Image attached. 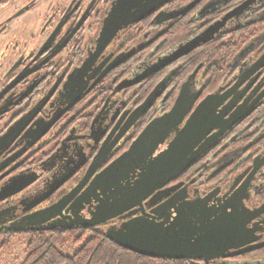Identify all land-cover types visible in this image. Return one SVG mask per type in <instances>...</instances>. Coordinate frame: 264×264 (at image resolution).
<instances>
[{
    "label": "flooded vegetation",
    "instance_id": "obj_1",
    "mask_svg": "<svg viewBox=\"0 0 264 264\" xmlns=\"http://www.w3.org/2000/svg\"><path fill=\"white\" fill-rule=\"evenodd\" d=\"M246 1L1 0L0 238L27 236L39 230L85 227L76 224L89 217L87 209H82L83 204L77 201L80 193H74L64 202L61 199L85 177L92 159L108 135L116 130L111 139L113 143L117 135L129 126L132 113L152 92L141 101L146 80L163 71H166L163 79L170 75L162 95L130 126L96 174L126 152L153 119L171 110L182 85L186 83L178 88L172 107L166 109L164 104L175 91V88L169 87L179 71V60L142 78L153 65L184 44L162 51V36L179 19L189 18V22L196 23L191 38L194 39ZM263 12L264 0H257L240 17L230 19L215 38L238 28L239 20L244 24L262 20L256 17ZM107 18H114V24L119 26L127 21L133 23L119 30L115 40L99 56L97 44ZM143 30L147 31L140 35ZM136 37L138 40H135ZM262 37L253 40L237 55L233 65L235 73L218 91L206 94L202 81L197 76L191 79L192 94L201 92V95L179 126L181 131L201 101L210 95L217 96L208 101L207 110L192 123L189 138L194 139L190 145L197 142L194 150L200 156L194 165L143 201V209L147 212L151 211L152 207L148 204L152 197L155 201L161 195L168 197L154 206L157 207L166 200L184 197V188H187L190 200L194 201L208 195L220 199L225 195L230 197L239 187H245L249 198L244 203L248 208L256 210L264 204V164L261 160L264 159V148L256 147L264 137V118L259 120L262 115L257 114L264 107V68L254 74L245 73L264 55ZM247 48L249 50L242 55ZM134 61L139 63L127 76L126 71ZM110 66L113 69L106 71ZM128 80L139 82L120 90L129 84ZM228 93L229 98L226 97ZM245 122L247 125L240 128ZM219 129L226 131L217 135ZM234 130L239 131L234 133ZM242 134L253 139L245 148L234 150L230 145ZM175 135L172 134L156 150L153 160L161 157L175 140ZM97 139L100 140L98 144L95 142ZM83 153L86 155L85 165L50 198L31 208L35 197L44 193L55 178L70 173L82 163ZM256 160L259 169L254 172ZM178 162L180 165L184 163L183 156ZM219 174L222 175L218 177ZM11 188L19 190L16 194L5 196ZM215 198L210 206L216 204ZM132 203L129 196L122 198L115 210L128 208L123 215L134 213L139 207L129 208ZM70 207L75 210L74 213L69 210ZM49 208L52 212L45 213ZM140 215L141 212H138L134 216ZM127 219L117 217L94 229L101 228L106 232L111 226L119 227ZM169 220H173V215ZM253 226L259 230L256 236L261 238L256 244L262 248L264 213L249 225ZM253 264H264V261Z\"/></svg>",
    "mask_w": 264,
    "mask_h": 264
},
{
    "label": "water",
    "instance_id": "obj_2",
    "mask_svg": "<svg viewBox=\"0 0 264 264\" xmlns=\"http://www.w3.org/2000/svg\"><path fill=\"white\" fill-rule=\"evenodd\" d=\"M256 1H246L234 11L229 12L218 23L208 27L201 35L184 42L172 54L163 57L150 70H147L142 78L174 64V62L196 50L201 43H207L208 40L218 36L219 32L230 22V19L240 17ZM114 18H107L104 22L97 44L99 56L115 40V35L119 30L129 27L133 23V21H127L119 26L114 24ZM248 50L249 48L243 51L242 55ZM262 68H264V55L255 61L245 73L254 74ZM110 69H113V67L110 66L106 71ZM195 76L196 74L188 78L186 83L182 85L174 106L169 112L153 119L144 127L142 133L126 152L112 161L107 168L96 174L130 126L140 118L141 114L150 109L154 101L162 95L163 88L170 75L163 79L152 90L150 96L141 104V107L132 113L129 126L122 134L117 135L118 138L113 143H111V139L116 130L103 141L104 143L101 144L97 154L92 159L85 177L75 189L61 199L63 201L76 192V194L80 193L77 201L79 204H83L82 209H87L89 217L84 221L77 222V225L95 228L117 217L120 219L129 218L123 221V224L119 227L111 226V228H108L105 232L106 237L135 254L157 259L200 260L203 264H209L212 261L240 257V255L261 248L256 244L261 238L256 236L259 230L254 226L249 227V225L264 213V204L256 210L248 208L244 203L249 198V193H247L245 187H239L230 197L225 195L224 198L220 199L208 195L203 199L194 201L190 200L188 190L184 188V197H179L178 200H176V197L166 200L157 207L154 206L168 197L161 195L156 201L152 197L148 204L149 207H152L151 211L147 212L146 209H143V201L150 194L166 187L168 182L194 165L197 162L196 159L200 156V153L194 150L197 142L195 141L194 144L190 145L194 139L190 140L189 138L193 130L192 123L196 117L207 110L208 101L217 96L210 95V97L201 101L199 106L190 114L191 116L181 131L179 126L186 120L194 103L201 95V92H198V94H192L193 92H191V79ZM128 81H130L128 85H124L119 89L139 82V80ZM229 95L228 93L226 97L229 98ZM225 131V129H219L217 135H222ZM172 134H176L175 140L166 148L161 157L153 160L152 156L156 150L160 149ZM95 142L98 144L100 140L97 139ZM181 156H183L184 163L180 165L178 159ZM85 157L84 154L82 163L76 169L73 168L70 173L55 178L44 193L35 197L31 208L50 198L78 169H81L86 163ZM258 160L255 161L253 167L254 172L259 169V165H256ZM261 160L264 164V159ZM18 190L11 188L5 196L16 194ZM128 196L130 200H133L129 208L138 206L139 209L134 213L123 215L128 208L121 211L115 210V207L122 198ZM214 198L216 204L210 206ZM69 210H72V213L75 212L72 207ZM46 212H52V208H49ZM138 212H141V215L134 216ZM171 215H173L172 221L169 220ZM133 216L134 218H130Z\"/></svg>",
    "mask_w": 264,
    "mask_h": 264
},
{
    "label": "trees",
    "instance_id": "obj_3",
    "mask_svg": "<svg viewBox=\"0 0 264 264\" xmlns=\"http://www.w3.org/2000/svg\"><path fill=\"white\" fill-rule=\"evenodd\" d=\"M209 17H213V15ZM195 27L196 23L189 22V18L179 19L176 25L162 36L161 42L164 47L162 51L169 50L191 39L194 36ZM146 31L143 30L140 35ZM262 35H264V19L230 29V31L225 32L219 38H213L208 40L207 43L199 45L196 50L179 60L177 64L180 66L179 71L174 75L173 83L169 87L175 88V91L171 99L165 102L166 109L172 107L181 84L195 74L202 81L206 94L218 91L235 73L236 68L233 66V61L237 55L253 40L262 37ZM144 53L147 55L148 51ZM138 61H134L128 67L127 76L132 73L131 71L139 63ZM165 75L166 71L155 73L146 80L145 83L147 84L141 93V101L148 97L152 89ZM257 114L262 115L259 120L264 118V107H261ZM246 123L240 128L246 126ZM239 130H234V133ZM252 139L253 137L242 134L230 147L234 150L236 148H245ZM258 146L264 148V137L256 144V147ZM221 175L219 174L218 177ZM17 236L21 235L9 236L0 243V264L3 263L7 254L11 252L13 248L11 240ZM24 252L26 256L21 264H203L200 260L157 259L135 254L121 247L115 241L108 239L101 228L82 227L70 230L48 229L34 231L27 235ZM255 261H264V247L249 254L240 255V257L228 260L221 259L215 261L217 263L210 262L209 264H253Z\"/></svg>",
    "mask_w": 264,
    "mask_h": 264
},
{
    "label": "rangeland",
    "instance_id": "obj_4",
    "mask_svg": "<svg viewBox=\"0 0 264 264\" xmlns=\"http://www.w3.org/2000/svg\"><path fill=\"white\" fill-rule=\"evenodd\" d=\"M256 18L257 19H264V12L261 13L260 15H258V17H256ZM243 22L244 21L239 20V22L237 23L239 25V27L244 24ZM262 38H264V37H262ZM256 41H258V40H256ZM236 61H237V58L234 59L233 65L236 64ZM237 152H239V151H237ZM2 241H4V238H0V243ZM26 242H27V236L26 235H21V236H17L15 238H13L11 240V244H12L13 248H12L11 252L9 254H7V256L5 257L2 264H21V262L24 261L25 256H26L25 252H24Z\"/></svg>",
    "mask_w": 264,
    "mask_h": 264
}]
</instances>
